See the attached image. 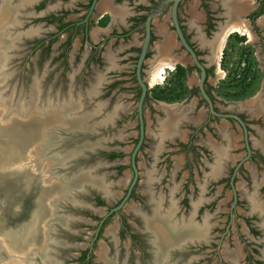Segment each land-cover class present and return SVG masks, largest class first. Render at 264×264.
Here are the masks:
<instances>
[{"label":"flooded vegetation","instance_id":"af4514ba","mask_svg":"<svg viewBox=\"0 0 264 264\" xmlns=\"http://www.w3.org/2000/svg\"><path fill=\"white\" fill-rule=\"evenodd\" d=\"M165 1L150 21L141 65L146 95L136 182L123 206L110 213L134 179L142 91L136 68L145 22ZM93 2L0 0V18L15 11L20 32L33 27L32 38L13 53L26 81L46 70L44 83L57 89L75 74L74 86L98 83L107 102L100 116L110 120L102 131L107 141L91 159L100 161L106 196L88 191L80 199L90 209L67 210L76 216L70 223L78 233L58 234L54 257L59 264L62 256L64 264H160L148 224L167 226L166 264H264V0L177 4V24L205 70L203 89L218 115L200 92L201 72L179 38L172 0H95L92 8ZM231 60V84L238 89L227 100L219 94L226 78L220 68ZM244 89L251 93L236 97ZM254 103L262 107L258 112L251 110ZM231 115L243 122L246 140ZM111 222L117 234L106 229ZM84 230L92 232L87 241Z\"/></svg>","mask_w":264,"mask_h":264},{"label":"water","instance_id":"95a60500","mask_svg":"<svg viewBox=\"0 0 264 264\" xmlns=\"http://www.w3.org/2000/svg\"><path fill=\"white\" fill-rule=\"evenodd\" d=\"M172 1L179 38L201 72L200 92L210 111L218 115L203 89L205 70L185 42L176 21L175 11L182 0ZM94 3L95 0L92 8ZM166 3L149 14L145 22L146 36L136 68L142 91L138 101L140 139L132 154L134 179L127 196L110 213L123 206L136 182L134 156L143 138L141 107L146 95L141 65L148 49L150 21ZM1 16L6 29L0 22V264H59L53 257L61 243L56 237L64 232L78 233L70 223L76 216L67 214L69 208L90 209L80 199L88 191L106 196L104 175L98 173L100 161L91 159L103 150L107 141L102 131L110 120L100 117L107 102L100 98L98 83L84 88L74 86L75 74L68 78L66 87L60 85L57 89L50 81L44 83L46 70L41 73L35 70L26 81L20 74V62H13L20 56L13 53L22 39L32 38L33 27L29 33L20 32L15 11L14 14L4 11ZM231 117L242 125L246 140L243 122L236 116ZM146 228L159 251L160 264H166V239L163 238L168 234L167 226L147 225ZM98 230L99 227L95 234ZM179 230L182 233L183 229Z\"/></svg>","mask_w":264,"mask_h":264},{"label":"rangeland","instance_id":"374dc122","mask_svg":"<svg viewBox=\"0 0 264 264\" xmlns=\"http://www.w3.org/2000/svg\"><path fill=\"white\" fill-rule=\"evenodd\" d=\"M51 27V26H50ZM48 30V29H47ZM61 38H63V37H60V38H58V40L56 41V43H54V45H53V47H56V45H57V42H59V41H61ZM228 54H230V50L227 48L226 50H225V55H228ZM50 57V55L48 54L47 56H46V58H49ZM53 57V56H52ZM233 57H237V56H233ZM50 59V58H49ZM16 62H17V59H14ZM21 61V60H20ZM30 63V62H29ZM46 63V62H45ZM233 61L231 60L230 62H227V63H225V64H223L222 63V65H221V68H220V74L222 75V77H224V73L223 72H225L226 73V78L225 79H221V85H220V90H219V94H220V96H222L223 98H226L227 100H234V97H232L231 96V93H232V89H235V90H237L238 88H236V87H234L231 83H232V80L230 79L231 78V76H232V73H231V69L232 68H234V65H233ZM232 64V65H231ZM20 68L22 67V61L19 63V65H18ZM223 71V72H222ZM255 89V88H254ZM254 89H252V92H254ZM249 93H251L250 91H249ZM248 93V91L247 90H243V92H240V94H239V96H236V97H244V96H246V94H249ZM243 94V95H242ZM112 223L113 222H111L109 225H107V227H106V229L110 232V233H115V234H117L118 233V231H119V226L118 225H115V226H113L112 225ZM77 230H81V228L80 227H78L77 226ZM83 231V230H82ZM83 233H85V234H83V236H84V238L86 239V241L87 240H89V238H90V236H89V234L88 233H92L91 231H89V230H84V232ZM88 238V239H87ZM77 242V241H75L74 239H72V240H70V242ZM83 246H85V244H82ZM53 257H54V255H53ZM64 259V260H63ZM55 260L57 261V262H59V260L57 259V258H55ZM61 262H62V264H64L65 262H67L66 261V259L62 256L61 257Z\"/></svg>","mask_w":264,"mask_h":264},{"label":"bare ground","instance_id":"6f19581e","mask_svg":"<svg viewBox=\"0 0 264 264\" xmlns=\"http://www.w3.org/2000/svg\"><path fill=\"white\" fill-rule=\"evenodd\" d=\"M160 70H161V68H160ZM160 77V76H159ZM259 103H254V104H252V106H251V110L253 111V112H258L259 111V109L260 108H262L261 106L259 107V105H258ZM263 144V143H262ZM218 167V166H217ZM148 225V224H147ZM0 258H1V255H0Z\"/></svg>","mask_w":264,"mask_h":264},{"label":"trees","instance_id":"16d2710c","mask_svg":"<svg viewBox=\"0 0 264 264\" xmlns=\"http://www.w3.org/2000/svg\"><path fill=\"white\" fill-rule=\"evenodd\" d=\"M243 75H244V78H246L247 77V73H246V70H244L243 71ZM245 90V89H244ZM238 94H240V93H238ZM239 96V95H238Z\"/></svg>","mask_w":264,"mask_h":264},{"label":"built area","instance_id":"2783aa9c","mask_svg":"<svg viewBox=\"0 0 264 264\" xmlns=\"http://www.w3.org/2000/svg\"><path fill=\"white\" fill-rule=\"evenodd\" d=\"M223 72V71H222ZM224 73V76H226V73L225 72H223Z\"/></svg>","mask_w":264,"mask_h":264}]
</instances>
